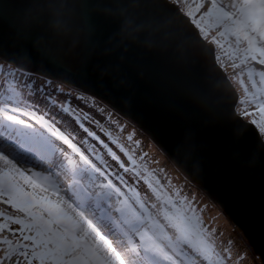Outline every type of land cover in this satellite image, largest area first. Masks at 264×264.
I'll use <instances>...</instances> for the list:
<instances>
[{
  "label": "snow or ice",
  "instance_id": "1",
  "mask_svg": "<svg viewBox=\"0 0 264 264\" xmlns=\"http://www.w3.org/2000/svg\"><path fill=\"white\" fill-rule=\"evenodd\" d=\"M31 7L38 14L26 16L18 29L29 45L14 55L0 50V203L22 213L0 209V264H229L231 250L217 251L195 211L168 195L155 170L138 164L93 115L122 130L113 112L94 96L65 91L30 64L38 58L59 63L37 29L43 22L68 31L76 14L93 36L100 18L116 22L125 35L148 27L161 40L186 43L227 85L235 79L243 85L245 73L229 77L223 57L232 61L228 67L245 65L247 76L258 75L264 84V70L254 67L264 66V0H35ZM244 91L234 108L233 135L255 125L264 138V88ZM133 136L127 140L139 146Z\"/></svg>",
  "mask_w": 264,
  "mask_h": 264
},
{
  "label": "water",
  "instance_id": "2",
  "mask_svg": "<svg viewBox=\"0 0 264 264\" xmlns=\"http://www.w3.org/2000/svg\"><path fill=\"white\" fill-rule=\"evenodd\" d=\"M35 0H0V50L14 55L30 37L19 25L35 18ZM77 4L80 0H68ZM129 4L132 0H104ZM129 13L138 21V8ZM99 32L71 17V28L58 32L48 23L37 29L54 49L59 63L36 59L34 72L109 103L149 134L190 179L220 204L246 235L264 264V138L255 125L233 135L239 93L176 37L161 40L145 27L134 35L119 31L114 21L98 20ZM228 75V74H227ZM200 97L207 103H201Z\"/></svg>",
  "mask_w": 264,
  "mask_h": 264
},
{
  "label": "rangeland",
  "instance_id": "3",
  "mask_svg": "<svg viewBox=\"0 0 264 264\" xmlns=\"http://www.w3.org/2000/svg\"><path fill=\"white\" fill-rule=\"evenodd\" d=\"M217 51L218 54H221L219 50ZM223 59L225 60V66L229 77H236L242 72L228 67L227 65L231 64L232 61L228 60L227 57H223ZM244 75L247 76L246 73ZM237 80L239 79L232 80L235 89H237L238 86ZM53 81L62 83L65 87V91L69 89H77L70 85L68 86L63 82L57 80ZM238 89L240 88L238 87ZM88 95L93 96L90 94ZM62 98L63 97H61V99ZM97 99L108 110L113 112V119L119 120L120 125H123L124 127L121 130L117 125L107 122L100 114L93 113L96 119L100 120L101 123L104 124L105 129L111 131L113 137L118 138L119 142L124 144L130 152L135 153L138 164L146 166L148 170H155V175L159 179L160 184L163 185V190L168 195L172 196L174 200L180 201L184 206L190 207L195 211V215L202 221V227L210 236L217 251L223 253L226 249L231 250V260L229 261V264H263L261 258L258 257L259 255L254 252L247 237H245L246 235L244 234V231L226 217V214L223 212L224 210L219 207L221 206L220 204L211 200L204 190H202L196 182L192 181L187 174L177 167V164L174 163L173 160L171 161V158L167 157L164 151L158 147L149 134L143 131L133 120L122 115L106 101L99 98ZM72 103L76 104L77 101L73 100ZM238 103L236 106H238ZM85 111H88V109H85ZM92 130L95 131L96 129L93 127ZM133 132V139L141 141L139 146L127 140V136ZM97 134L101 135V138L108 142L107 137L102 133L97 132ZM109 146L112 147L114 151H117V154L121 155L122 159L126 160V157L119 152L115 145L110 144ZM143 153H147V156H143ZM141 156H143V160L140 159ZM20 166L23 168L33 167L32 165L24 164H21ZM138 190L142 191L143 185H141ZM0 209L7 210L10 215H22V213H16L10 206L2 203H0ZM14 227L16 226L14 225ZM245 253L246 257L237 260L238 257H241Z\"/></svg>",
  "mask_w": 264,
  "mask_h": 264
},
{
  "label": "trees",
  "instance_id": "4",
  "mask_svg": "<svg viewBox=\"0 0 264 264\" xmlns=\"http://www.w3.org/2000/svg\"><path fill=\"white\" fill-rule=\"evenodd\" d=\"M237 64H240V60L239 59H236V61H235ZM249 66H251V65H249ZM255 70L258 72V71H260V70H264V66H260V65H258V64H256L255 66ZM235 70H237V71H243L244 73H246V75H247V72H246V69H245V65H242L241 64V66L239 67V68H236ZM243 80H244V84L242 85V84H240L239 83V80H237L238 82H237V84H238V86H237V89H236V91H238V93H239V95H240V97L239 98H243L244 96H245V91H244V89H245V86L247 87V89H248V92H253V91H255L256 89H260V88H264V84H262L261 82H260V79H259V76L258 75H253V77L250 79L248 76H243ZM252 80H255L256 81V84L255 85H253V83H252ZM247 83H249V84H247ZM238 87L240 88V89H238ZM238 102H239V100H238ZM238 105H239V103H238ZM220 208H222V206H219ZM223 209V208H222ZM224 212V211H223ZM224 214H226L225 212H224ZM227 216V215H226Z\"/></svg>",
  "mask_w": 264,
  "mask_h": 264
}]
</instances>
